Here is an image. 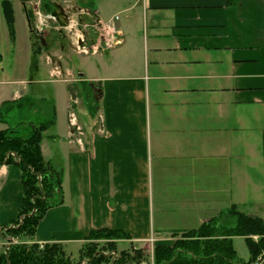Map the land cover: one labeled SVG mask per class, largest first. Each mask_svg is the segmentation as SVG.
Returning a JSON list of instances; mask_svg holds the SVG:
<instances>
[{"label": "crops", "instance_id": "obj_1", "mask_svg": "<svg viewBox=\"0 0 264 264\" xmlns=\"http://www.w3.org/2000/svg\"><path fill=\"white\" fill-rule=\"evenodd\" d=\"M85 2L67 7L99 31L86 36L88 53L75 48L85 62L74 84L86 95L68 110V146L49 158L42 144L47 161L62 163L64 200L28 242L67 251L94 230H123L129 239L118 244L152 259L157 244H174L232 205L264 218V0ZM104 30L120 43L105 47ZM26 85L0 81V108ZM71 88L74 100L80 90ZM23 201L20 166L1 164L0 231L20 218ZM236 240L246 241L234 237L241 260ZM258 258L264 264V251Z\"/></svg>", "mask_w": 264, "mask_h": 264}, {"label": "trees", "instance_id": "obj_2", "mask_svg": "<svg viewBox=\"0 0 264 264\" xmlns=\"http://www.w3.org/2000/svg\"><path fill=\"white\" fill-rule=\"evenodd\" d=\"M3 8L13 32L12 3L5 1ZM44 10L51 13L53 7L44 3ZM28 19L32 25L30 12ZM41 103L47 117L38 123L34 121L27 123L26 133H19L18 125L0 130V165L17 163L20 166L24 193L20 209L23 223L18 228L8 230L10 235L18 236L21 240L10 247L8 254L0 252V264H73L60 243H47L41 246L35 242H28L33 240L37 227L48 210L62 204L64 200L62 163L55 160L47 161L42 152L45 131L55 126L57 121L55 102L37 101L30 97L6 101L0 108V121L8 123L7 117L15 109L34 108ZM19 124L25 122L21 121ZM11 152L21 158L20 162H15L11 156L7 157ZM39 176H42L41 182ZM17 222L19 220L15 223ZM256 235L259 236V240L254 239L253 236ZM238 236L245 238L250 252V260L247 262L240 260L235 248L234 237ZM126 239H129V235L123 230L108 228L94 230L83 244L81 261L89 258V264H100L106 258L101 254L103 250L117 251L118 242ZM132 250V254L123 251L118 263H129L134 260L140 262L147 257L140 249ZM263 251L264 218L251 217L239 210L237 205H232L198 229L186 232L174 244H157L153 256L154 264H252Z\"/></svg>", "mask_w": 264, "mask_h": 264}, {"label": "rangeland", "instance_id": "obj_3", "mask_svg": "<svg viewBox=\"0 0 264 264\" xmlns=\"http://www.w3.org/2000/svg\"><path fill=\"white\" fill-rule=\"evenodd\" d=\"M5 1H10L15 9L13 32L4 13ZM55 1L65 7L72 5V3H77L80 7L88 6L85 0ZM24 6V0H0V53L2 54L0 81H26L27 90L23 91V97H30L37 101L55 102L58 107H56L58 109L57 125L45 131L42 141V144L44 142L46 145L48 157L51 158L56 154L59 144L68 146V141L71 138L67 136L70 129L68 110H73L74 101L78 98L81 101L82 95H86L83 84H74V79L78 78L80 73L84 71L83 64L85 62V56L79 55L75 50L76 36L85 34L90 38V34L98 35L99 31L93 32L89 26L84 27V23L88 19L85 15L72 13L66 28L59 26L57 29L58 26L49 19V26H46L41 34L33 33ZM89 20L92 21V19ZM53 41H55L54 47L47 51L49 48L46 49L45 45ZM62 47L65 48L62 49ZM48 53H51L49 58L51 64L47 60ZM54 66L55 69L58 67L61 71V75L58 77L51 74V69H54ZM71 85L80 90V92H74V100ZM4 86L12 85L6 83ZM23 87L24 85L21 84L20 88L23 89ZM42 104L24 110L15 109L7 117L8 126L16 127L18 125L20 127L19 133H26L27 123L30 121L38 123L47 117L42 109L44 106ZM21 121H24L25 124H19ZM247 212H251V208H248ZM118 245V260H120L123 251L133 253V247L129 243H119ZM82 247L79 249L71 247L66 251L73 264H80ZM236 247L242 262L245 261L248 257L246 245L243 241L236 240ZM144 254L147 257L142 260H150L151 253Z\"/></svg>", "mask_w": 264, "mask_h": 264}, {"label": "built area", "instance_id": "obj_4", "mask_svg": "<svg viewBox=\"0 0 264 264\" xmlns=\"http://www.w3.org/2000/svg\"><path fill=\"white\" fill-rule=\"evenodd\" d=\"M26 6L33 9L34 16H35V23L33 25V30L37 34H41L43 30H45L44 28L46 26H49L48 24L49 19L52 20V22L58 26L57 29H59V26L64 27V28L67 27V26H61L59 22L57 21L56 17L52 15V13L45 12L44 4L42 0H27ZM99 23L101 24L102 27H104L101 21H99ZM101 35L103 36L105 47H109L111 45L120 43V38H118L119 35L112 37L107 32H105V30L104 32L101 33ZM85 42H86L85 34H82L81 36L77 38L75 48L78 52L80 53L89 52L90 48L86 46ZM101 49L102 47L98 46L97 48L94 49V51L97 52V51H100ZM56 70H57L56 72L57 75L58 74L60 75L61 74L60 70L58 68ZM70 122L72 126L76 127V130L78 132H82L80 126L76 122V116L74 114H71ZM78 141L82 143L81 138ZM10 156L13 157L15 162H20L21 160V158L18 157L17 154H15L14 152H11L7 155V157H10ZM41 181H42V176H39V182ZM18 220L19 222L12 223L0 231V252L3 251L5 254H8L10 247L13 244L19 243L20 238L18 236L10 235L8 232L9 229L18 228L23 223V217H20ZM149 241L153 244L155 242V239L152 238V239H149ZM40 245L43 246L44 244H40ZM152 253L154 254V251ZM101 254H103L106 258L103 261H101L100 264H154L153 254H152V259L150 258V260H142L140 262H129V263H118L119 255L116 250H103ZM89 263H90L89 258L83 259L81 261V264H89ZM252 264H261V258H257L255 262H253Z\"/></svg>", "mask_w": 264, "mask_h": 264}, {"label": "flooded vegetation", "instance_id": "obj_5", "mask_svg": "<svg viewBox=\"0 0 264 264\" xmlns=\"http://www.w3.org/2000/svg\"><path fill=\"white\" fill-rule=\"evenodd\" d=\"M43 1V4L44 3H46L47 4V6L48 5H50V6H52L53 7V11L54 10H56V9H64V11L66 12V14H67V19L69 20L70 19V15L72 14V13H74V12H76V11H79V9L78 8H74V7H65V6H63L61 3H58L57 1H55V0H42ZM24 2H25V7H27L26 6V3H27V0H24ZM57 5H59V6H57ZM62 11V10H61ZM29 12H30V14H31V16H32V25H31V27H32V31L33 32H35L34 30H33V25H34V23H35V16H34V12H33V9L32 8H29V7H27V13L29 14ZM46 12V11H45ZM47 13H49V12H47ZM51 13H53V12H51ZM36 33V32H35Z\"/></svg>", "mask_w": 264, "mask_h": 264}, {"label": "water", "instance_id": "obj_6", "mask_svg": "<svg viewBox=\"0 0 264 264\" xmlns=\"http://www.w3.org/2000/svg\"><path fill=\"white\" fill-rule=\"evenodd\" d=\"M57 6H59V5H57ZM52 15L56 17L57 21L59 22V24L61 26H68L69 20L67 19V14L64 11V9H62V8L60 10L56 9L53 11Z\"/></svg>", "mask_w": 264, "mask_h": 264}]
</instances>
